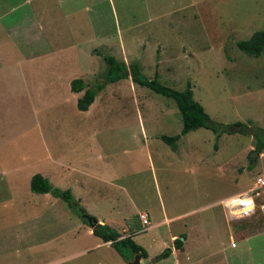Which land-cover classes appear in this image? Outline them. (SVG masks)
Listing matches in <instances>:
<instances>
[{"label":"rangeland","instance_id":"1","mask_svg":"<svg viewBox=\"0 0 264 264\" xmlns=\"http://www.w3.org/2000/svg\"><path fill=\"white\" fill-rule=\"evenodd\" d=\"M262 30L264 0H0V167L19 155L25 177L47 168L33 160L85 153L89 161L74 162L73 169L106 180L115 175L111 184L89 190L120 199L125 215L130 205L117 194L120 185L136 211H148L152 225L173 218L136 237L153 258L171 234L187 229L192 240L185 249L204 259L197 264H264V212L257 207L249 219L228 220V231L224 210L214 204L264 179V147L250 156L264 133L255 138L197 128L179 136L181 118L172 100L129 78L101 84L104 57L136 63L147 79L156 75L171 89L188 84L211 122L249 123L264 131V50L250 57L236 47ZM73 79L87 88L101 85L86 111L76 108L83 91H69ZM160 135L179 136L175 149ZM21 186L15 217L0 211V264H44L52 254L65 257L56 264H109L110 254L117 264L114 250L106 258L101 251L66 258L92 243L81 232L70 241L77 225L89 227L79 213L82 188L73 189L74 209L54 198L58 217L49 220V213L34 217V208L43 205L27 182ZM7 194L0 187V204L11 202ZM172 251L155 264H180L184 248Z\"/></svg>","mask_w":264,"mask_h":264},{"label":"crops","instance_id":"2","mask_svg":"<svg viewBox=\"0 0 264 264\" xmlns=\"http://www.w3.org/2000/svg\"><path fill=\"white\" fill-rule=\"evenodd\" d=\"M58 1L64 2L65 0H58ZM41 32H42V30H41ZM51 41L52 40H50V42ZM16 156H17L16 162L14 161L11 164H9V163L7 164V162H6V163H4L5 165H2V167H0V187L5 188V190L8 193L6 195V199L8 201H11L10 203H1L0 204V211L4 212V217L6 219H7V217H10V219L12 217H15V214H16L14 212V210L16 208V206H15L16 202L15 201H17V203L22 201V199L18 200V196L16 195L15 192H17L18 187H22L21 185H23V188H25L24 186L26 185V182H27V188L29 191V180H30V177L33 175V174L32 175L28 174L27 176L24 177V176L19 174L20 170L26 166V163L25 162L22 163L21 157L19 155H16ZM40 156H41V154H40ZM57 157H59V155H57ZM9 158H10V156H9ZM34 159H36V155H35ZM41 160H42L41 158H38L36 160H33L32 163L35 166L36 165L39 166V165L43 164V165L47 166V168H43L40 171L37 170L36 173H34V174H39L43 178L47 179L48 182L55 188H59L60 190H69L71 195H73L74 187L82 188L83 189V196H84L83 208H84V211L87 213V215L94 218L97 222L101 223V225H106L109 228L113 229L114 231L118 232V234L121 237H129L134 243L137 242V241H135L136 237L139 236V234H141L143 231L149 230L150 228H152V226H157V225H160L162 223H168L170 219H173V218H170V219L164 218L162 221L155 222L152 225L148 211L143 210V209L136 211V207L134 206V203L131 201L129 194L126 192V189H124L123 186L117 185V187H115V189H117L116 190L117 194L122 195L130 205V208L127 210V213H125V215L122 213V208L118 204L120 202V199L114 200L115 196H110V195H106L103 198L102 196H100L101 194H99L98 188H91V190H89L90 185H93L94 187H96V186H100V184H104L105 186H107V184L108 185L111 184L115 175L113 177L108 176V178H107L108 180H106L104 177L101 176L102 174H100L98 172H97L98 174H95V173L84 172L81 169H76V170L73 169L72 164L74 162L75 163L76 162H84L85 163L86 160L89 161V156H87V154H85V153L84 154L81 153V156H78L76 158H72V156H65V157H61L59 160L55 161L52 158V156H51V158H48L47 156H45L44 161L39 162ZM98 160L99 159L94 158V161H98ZM4 161H5V159L2 162H4ZM148 162H149V166L151 169V167H152L151 160L150 161L148 160ZM74 173L76 175H82L83 177L88 178L86 182L84 180H82L85 182L84 185L80 179H79L80 180L79 181V180H77L78 178H75L76 180L74 181V179L71 178V176L74 175ZM114 180H113V182H114ZM99 182H102V183L97 185ZM19 183H20V185H19ZM252 184H251V186H252ZM77 185H79V186H77ZM249 188H247L245 191H247ZM96 190H97V194L95 195ZM245 191H242V192H245ZM242 192H238V193H235L233 195H236V194H239ZM262 192H264V190ZM36 195H38V196L34 197V201L36 202L39 199V201L42 203L43 206H41V208H38V209L34 208V217H38V219H40L41 217H43L44 214H47V213L50 214L49 220L55 219L56 217H58V215H57L58 209L55 206L57 203L56 199H58V198L54 199L55 197L51 196L50 194H36ZM230 196H232V195H230ZM230 196H227V197H230ZM227 197H225V198H227ZM225 198L218 199L216 202H214V204H219V206L221 207L220 202L223 201V199H225ZM77 199L79 201H81L80 198H77ZM261 203H263V202H261ZM259 205H264V203L263 204H257V206H259ZM223 210H224L223 211V217H225L224 218L225 224L227 226V230L229 231V221L228 220L233 219V218L231 216H229L228 212L225 209H223ZM161 212H162V209H161ZM140 213H145L147 215L149 227L145 230L143 229L142 225L140 224V222L138 220V215ZM255 213H256V211H255ZM243 220H245V219H243ZM74 229H75L74 231H71L73 234L72 235L73 239H71L70 241L74 242V236L78 237L80 235L79 232H81V237L86 238V239H88V237L91 238L90 240H92V243L90 245H87L86 247H83L80 249L77 248L75 251L70 253L71 255L68 254L66 256V258L72 257L73 255L81 254V253L82 254H88L91 252H99V251L105 253L102 255L106 258V255L110 254L108 252H110V250H113V248L109 245V243L102 242L99 238L95 237L91 233L90 227H84V225L80 224V225H77ZM177 234H181V235L179 237H177L176 236ZM186 234H187V238L185 240L184 235H186ZM189 236H191L190 232L187 229H182L181 231H179L177 233L171 234L169 237V241H168L169 243L164 246V249L170 248V254H173L172 243L175 239L180 240V248L178 250H180L181 247L184 248V252L182 255V259L180 260V264H197V263H200L204 260L203 257L200 258L199 256L197 258H194L193 255L190 254V252H188L187 249H185L186 248L185 245L190 240H192L191 238H189ZM242 238H247V237H241V239ZM184 240H185V242H184ZM181 242H184V243L181 244ZM146 244H148V243L146 242ZM169 244H171V247H167ZM141 246L140 247L144 250V252L146 254V258L148 256V260L146 258H143V259H146L147 261H149V260L155 258V257L153 258V255L150 254L149 246H145V247H144V245H141ZM230 248L236 249V246L235 245L230 246ZM170 254H169V256H170ZM107 259L108 260H106V261L109 264H116V259H115V257H113L112 254H110V256L108 255ZM47 260H49V261L45 262L44 264H56L58 262L65 260V257L62 256L59 258L57 255L54 256V254H52L51 257H49ZM130 260H128V261H130ZM127 262L124 263L121 260V258L117 260V264H126Z\"/></svg>","mask_w":264,"mask_h":264},{"label":"trees","instance_id":"3","mask_svg":"<svg viewBox=\"0 0 264 264\" xmlns=\"http://www.w3.org/2000/svg\"><path fill=\"white\" fill-rule=\"evenodd\" d=\"M236 47L247 56L258 57L264 50V30L253 32L245 41H238ZM103 60L106 65V70L103 74V81L101 84H110L129 78L136 86L145 88L166 99L172 100L181 118L182 127L179 136L185 135L197 128L211 130L214 134L218 132L226 134L238 133L242 135H250L255 138H259V135L262 132L264 133V131L259 129H253L249 123L243 124L240 122H234L228 125H221L211 122L203 111V108L192 99V92L190 91L188 84L183 91H176L161 84L156 75H154L152 79H147L140 72L136 63H130L126 66L123 62H118L111 56L104 57ZM100 88L101 85H95L94 88H87L81 79L71 80L69 82V91L71 93L77 94L83 91V94L76 99L77 110L81 112L86 111L93 102L96 92H98ZM179 136L176 135L169 137L160 135L159 139L174 150ZM263 147L264 143L259 140L254 151L259 154ZM29 190L33 194H50L51 196L65 202L71 209L77 207L73 204L75 200L72 198L69 190L61 191L53 187L47 179L39 174H33L30 177ZM256 200L257 199L255 198V203ZM257 204L258 203H256V205ZM256 210L257 209H255V211ZM79 213L82 216V222L88 225L84 216H90L81 209H79ZM91 233L102 242L109 243L124 263L136 254H139L142 258H146V254L140 246L136 245L129 237H121L116 231L106 225L91 229ZM172 247L173 249L178 250L180 248V240L175 239L172 243ZM169 254L170 248L163 249L157 256L158 261L166 259Z\"/></svg>","mask_w":264,"mask_h":264},{"label":"built area","instance_id":"4","mask_svg":"<svg viewBox=\"0 0 264 264\" xmlns=\"http://www.w3.org/2000/svg\"><path fill=\"white\" fill-rule=\"evenodd\" d=\"M263 189L264 179L257 177L247 191L223 199L220 205L233 219H248L255 213L257 207L260 211L264 212V205L257 206L255 203V198L259 196L260 191ZM138 220L144 230L149 227V222L145 213H140L138 215ZM230 244L234 246L233 243Z\"/></svg>","mask_w":264,"mask_h":264},{"label":"water","instance_id":"5","mask_svg":"<svg viewBox=\"0 0 264 264\" xmlns=\"http://www.w3.org/2000/svg\"><path fill=\"white\" fill-rule=\"evenodd\" d=\"M256 155H257V153L255 151L251 152V154H250V156L252 158H254ZM84 219L87 221V224L91 229L101 226V223L97 222L92 217L84 216ZM157 261H158L157 258H154V259L147 261L146 259H143L139 254H136L126 264H155Z\"/></svg>","mask_w":264,"mask_h":264}]
</instances>
